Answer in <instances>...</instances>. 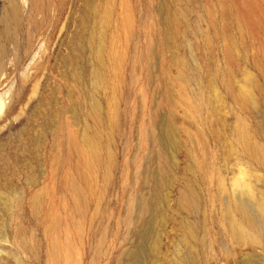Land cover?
<instances>
[{
    "label": "rangeland",
    "instance_id": "374dc122",
    "mask_svg": "<svg viewBox=\"0 0 264 264\" xmlns=\"http://www.w3.org/2000/svg\"><path fill=\"white\" fill-rule=\"evenodd\" d=\"M0 264H264V0H0Z\"/></svg>",
    "mask_w": 264,
    "mask_h": 264
},
{
    "label": "bare ground",
    "instance_id": "6f19581e",
    "mask_svg": "<svg viewBox=\"0 0 264 264\" xmlns=\"http://www.w3.org/2000/svg\"><path fill=\"white\" fill-rule=\"evenodd\" d=\"M37 2V0H36ZM38 6V5H36ZM37 8V7H36ZM36 12V11H35ZM38 13V12H37ZM22 18V17H21ZM18 26V25H17ZM4 54V53H3ZM160 176V175H159ZM160 180V179H159ZM161 181V180H160ZM195 194V192H194ZM195 197V196H194ZM197 200V199H196ZM144 203V202H143ZM146 203V202H145ZM142 204L140 205V214H144L148 211L149 207L147 206V204ZM180 203L185 206L188 207L191 206L193 204V192L191 191V189L187 188L186 190H184L181 193L180 196ZM237 209V213H239L240 217L243 219V221H245L247 223V225L251 228H255L259 226V213L261 212L260 208H257L256 205H253L251 203L248 202H237L236 204V208ZM263 218V217H262ZM239 230V229H238ZM237 230V231H238ZM236 231V230H235ZM239 232V231H238ZM243 231H240L239 233H242ZM237 233V232H236ZM238 233V235H239ZM244 233V232H243ZM242 235V234H241ZM240 237V236H237ZM241 238V237H240ZM185 243H187V240H184ZM187 246V245H186Z\"/></svg>",
    "mask_w": 264,
    "mask_h": 264
}]
</instances>
